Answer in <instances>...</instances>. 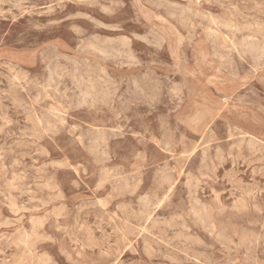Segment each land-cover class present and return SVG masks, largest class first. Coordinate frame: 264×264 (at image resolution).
I'll list each match as a JSON object with an SVG mask.
<instances>
[{
  "label": "rangeland",
  "instance_id": "1",
  "mask_svg": "<svg viewBox=\"0 0 264 264\" xmlns=\"http://www.w3.org/2000/svg\"><path fill=\"white\" fill-rule=\"evenodd\" d=\"M0 264H264V0H0Z\"/></svg>",
  "mask_w": 264,
  "mask_h": 264
},
{
  "label": "bare ground",
  "instance_id": "2",
  "mask_svg": "<svg viewBox=\"0 0 264 264\" xmlns=\"http://www.w3.org/2000/svg\"><path fill=\"white\" fill-rule=\"evenodd\" d=\"M134 6H135V5H134ZM148 23H149V22H148ZM148 25H150V24H148ZM169 26H170V25H169ZM152 28H153V27H152ZM159 28H160V27H159ZM159 28H158V29H159ZM154 30H155V29H154ZM156 31H158V30L156 29ZM160 32H161V31H160ZM161 34H162V33H161ZM166 34H167V33H166ZM165 36H166V35H165ZM165 36L162 35V37H164V38H165ZM167 36H169V35H167ZM164 38H163V39H164ZM164 40H165V39H164ZM49 42H50V41H49ZM50 43H52V42H50ZM54 44H55V43H54ZM46 45H47V44H46ZM55 45H56V44H55ZM57 47H58V46H57ZM41 48H42V47H41ZM38 49H40V48L38 47ZM38 49H37V50H38ZM59 50H60V48H59ZM62 51H63V50H62ZM66 52H67V51H66ZM5 58H6V57H5ZM87 58H88V57H87ZM89 58H90V57H89ZM7 60H8V59H7ZM89 60H90V59H89ZM91 60H92V59H91ZM93 60H94V59H93ZM16 62H17V61H16ZM9 63H10V62H9ZM101 63H102V62H101ZM17 65H18V64H17ZM101 65H102V64H101ZM103 66H104V65H103ZM106 68H107V66H106ZM260 68H261V67H260ZM255 69H256V68H255ZM239 70H240V69H239ZM242 70H243V69H242ZM262 70H263V69H262ZM132 71H133V70H132ZM132 71H131V72H132ZM176 72H177V71H176ZM239 72H240V71H239ZM253 73H254V72H253ZM259 73H260V72H259ZM259 73H258V75L261 74V73H260V74H259ZM177 74H178V73H177ZM239 76H240V75H239ZM180 77H181V76H180ZM251 78H252V77H251ZM255 78H256V77H255ZM259 78H260V77H259ZM246 82H247V80H246ZM256 82H257V81H256ZM244 84H245V83H244ZM244 84H243V85H244ZM182 85H184V84H182ZM240 85H241V84H240ZM240 85H239V86H240ZM241 87H242V86H241ZM184 88H185V87H184ZM232 89H233V88H232ZM234 89H236V88H234ZM230 90H231V88H230ZM180 91H181V90H180ZM185 91H186V88H185ZM233 91H234V90H233ZM180 93H181V92H180ZM185 93H186V92H185ZM183 94H184V93H183ZM181 95H182V94H181ZM229 95H230V94H229ZM184 99H185V98H184ZM182 100H183V99H182ZM180 101H181V100H180ZM196 114H197V113H196ZM192 116H193V115H192ZM206 116H207V115H206ZM192 118H193V117H191V119H192ZM203 118H205V117H203ZM217 118H218V117H217ZM183 119H184V118H183ZM194 119H195V118H194ZM197 119H198V118H197ZM210 119H212V118H210ZM202 120H203V119H202ZM176 121H178V120H176ZM185 121H186V120H185ZM188 121L190 122V120H188ZM193 121H194V120H193ZM193 121H192V122H193ZM205 121H206V120H205ZM181 122H182V121H181ZM207 122H208V121H207ZM207 122H206V123H207ZM177 123H178V122H177ZM178 124H179V123H178ZM207 124H208V123H207ZM181 126H182V125H181ZM185 127H186V126H185ZM185 129H186V128H185ZM195 129H197V128H195ZM202 129H203V128H201V131H202ZM186 130H187V129H186ZM160 201H161V200H160ZM159 204H160V203H159ZM36 233H37V232H36ZM37 234H38V233H37ZM245 246H246V245H245ZM33 260H34V259H33ZM117 262H118V261H117Z\"/></svg>",
  "mask_w": 264,
  "mask_h": 264
}]
</instances>
